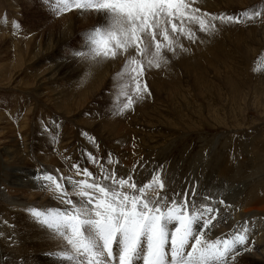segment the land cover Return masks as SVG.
Returning a JSON list of instances; mask_svg holds the SVG:
<instances>
[{
  "label": "rangeland",
  "instance_id": "rangeland-1",
  "mask_svg": "<svg viewBox=\"0 0 264 264\" xmlns=\"http://www.w3.org/2000/svg\"><path fill=\"white\" fill-rule=\"evenodd\" d=\"M203 2L197 0L195 6L211 14L264 12V0ZM255 19L222 25L211 37L192 25L197 41L181 40L189 51L175 58L168 54L166 68L149 70L150 95L119 116L113 115L119 91L115 77L123 57L92 69L82 56L73 55L84 50L82 34L102 24V15L75 8L62 11L58 0H0V264L7 263V254L30 252L45 258L44 253L59 247L48 243L32 250L5 244V236L16 241L20 234L29 235L32 225L38 226L25 209L64 207L45 190L40 197L19 190L14 179L28 174L35 181L43 172L68 176L76 161L99 175L82 156L97 154L83 133L96 139L101 163L113 154L117 163L106 166L115 168L118 176L131 173L144 183L162 165L169 194L195 187L213 197L218 215L225 214L227 220L212 229L209 239L226 236L238 221L244 222L241 217L236 221L226 207L232 206L229 198L243 196L248 181L264 179V16ZM5 149L16 150L18 159L14 154L6 158ZM218 157L222 166L214 164ZM218 170L225 177L217 175ZM41 195L51 205H39ZM250 199V206L240 210H247L243 217L248 220L263 211L259 201L264 200V189ZM253 204L262 211H253ZM251 241L246 245L251 256L239 255L236 264H264Z\"/></svg>",
  "mask_w": 264,
  "mask_h": 264
},
{
  "label": "snow or ice",
  "instance_id": "snow-or-ice-1",
  "mask_svg": "<svg viewBox=\"0 0 264 264\" xmlns=\"http://www.w3.org/2000/svg\"><path fill=\"white\" fill-rule=\"evenodd\" d=\"M61 10L94 11L104 22L83 33L84 50L73 52L86 60L103 63L123 57L115 79L119 91L113 115L124 116L150 95L146 74L166 68L169 55L189 51L182 38L195 43L200 33L211 37L228 24L256 22L262 11L240 15L211 14L196 7L197 0H58ZM243 17V19H241ZM97 154L82 153L99 170L94 175L79 161L71 175L47 172L33 177L64 207H29L31 219L59 247L44 253L54 264H236L250 236L253 221L237 222L226 236L209 239L212 229L225 223L218 215L217 201L197 188L169 194L163 166L141 183L130 173L118 176L117 161L108 153L105 163L94 137L83 133ZM70 159V158H69ZM59 171V170H57ZM135 171V168L133 169ZM74 177H81L76 179ZM200 200L210 201L201 203ZM223 206L225 202L220 200ZM21 264H36L34 258Z\"/></svg>",
  "mask_w": 264,
  "mask_h": 264
},
{
  "label": "bare ground",
  "instance_id": "bare-ground-1",
  "mask_svg": "<svg viewBox=\"0 0 264 264\" xmlns=\"http://www.w3.org/2000/svg\"><path fill=\"white\" fill-rule=\"evenodd\" d=\"M204 0H198V2H199V4H201L202 2H203ZM218 1V0H217ZM203 4H204V2H203ZM62 34V33H61ZM65 37V36H64ZM66 37H67V35H66ZM69 38V37H68ZM58 40H60V39H58ZM182 40H183V38H182ZM61 41V40H60ZM58 42V41H57ZM88 61V60H87ZM95 66V65H94ZM92 69H93V65H92ZM92 69H90V70H92ZM95 70V69H94ZM104 113V112H103ZM102 113V114H103ZM105 116H106V114L104 113V115H102V121L101 122H105V121H107L108 119H105ZM89 124V123H88ZM91 124V123H90ZM89 124V125H90ZM100 124V123H99ZM101 125V127H103V124H100ZM229 145H231V144H229ZM37 147V146H36ZM38 148V147H37ZM41 149V148H40ZM46 149H45V147H44V151H45ZM5 151V153H4V155H7L6 156V158H8L9 160L10 159H12L13 157L12 156H14V157H16L17 159H18V157H19V155H18V152L15 150H7V149H5L4 150ZM41 151H42V149H41ZM17 153V154H16ZM51 153V152H50ZM14 154V155H13ZM33 154H36V153H33ZM17 155V156H16ZM216 155V154H215ZM21 156V155H20ZM37 156V155H36ZM214 156V155H213ZM22 157V156H21ZM35 157V156H34ZM53 158V157H52ZM42 159H43V157H41L40 158V161H42ZM215 159V158H214ZM213 158H212V160L211 161H213L214 160ZM218 160V161H217ZM217 160L215 159V161H214V164H215V162L218 164V165H220V166H222L223 165V163H222V161L219 159V157L217 158ZM7 161V160H6ZM20 161V160H19ZM43 161L45 162L46 160L45 159H43ZM51 161V163H53V165H54V159H51L50 160ZM56 163H57V161H56ZM212 164H213V162H212ZM217 164H216V166H217ZM52 165V166H53ZM56 165V164H55ZM54 165V166H55ZM28 166V165H27ZM261 166V165H260ZM212 167H214V166H212ZM126 168V167H125ZM216 168V171H217V167H215ZM260 168V167H259ZM127 169V168H126ZM130 169H132V168H130ZM219 172H218V174L217 175H220L221 177H223L224 176V174H222V170H218ZM233 173V172H232ZM207 175V174H206ZM31 175H28V174H25V176H21V179L20 180H17V179H14V180H16L15 181V183H14V186L15 187H18V189L19 190H21V191H28V192H31L32 191V194L31 195H38V194H42V192H44V190H42V188H41V186L38 184V183H40V182H38L37 183V181L35 180V181H33L32 180V178L30 177ZM208 177L207 178H209V172H208V175H207ZM219 176V177H220ZM239 176V175H238ZM15 177V176H14ZM225 177V176H224ZM206 178V179H207ZM254 181L253 182H251V180L250 181H248L247 183L248 184H246L245 185V187H247V190L245 191V192H241V194L243 195L241 198H238V197H236V198H234V200H232L233 198H231V200H230V198L228 199L232 204H230V206L231 207H226V208H229L228 210H230L231 211V213L234 215L233 217H234V219H236V221H237V219L239 218L240 219V217L243 219L244 218V222L245 221H249L248 219H245V217H243L244 215H243V213L244 212H246V211H240L241 210V208H243V207H249L250 206V204L247 202L248 201V198H249V200H251L250 198H252V197H254V195L256 196V193H257V191H259V190H261V191H263V189H264V179H262V177L260 178V179H258V178H254L253 179ZM209 181V180H208ZM206 183V182H205ZM22 186H27V188L26 187H22ZM244 187V186H243ZM237 191V190H236ZM239 191V190H238ZM237 191V192H238ZM206 192V191H205ZM255 192V193H254ZM44 194V193H43ZM30 195V197H32ZM46 195V194H45ZM44 195V196H45ZM42 196L43 195H41V200H44V196H43V198H42ZM29 197V196H28ZM38 197H40L39 195H38ZM232 197V196H231ZM31 199H33V198H31ZM37 199V198H36ZM51 199H52V196H51ZM255 199H256V197H255ZM35 200V199H34ZM33 200V201H34ZM49 200L50 199H45L44 201H42V202H40L39 203V205H45L46 204V206H48V205H51V202H49ZM227 200V201H228ZM29 201V200H28ZM32 201V202H33ZM264 201V200H263ZM263 201H259V202H262V204H264V202ZM30 202V201H29ZM240 202L242 203L241 205H240ZM34 204V203H33ZM37 204V203H36ZM255 204V203H254ZM251 205V207L250 208H254L253 209V211H256V212H259V211H262V209H263V207L264 206H261L262 207V209L260 210L259 208H255L256 206V204L255 205ZM261 204V205H262ZM34 206V205H33ZM61 206V205H60ZM63 206V205H62ZM60 208H62V207H60ZM218 209V208H217ZM256 209V210H255ZM250 211H251V209H250ZM263 211H264V209H263ZM260 212V213H257V215H259V216H257L256 215V217H254V218H251V220L250 221H253L254 223H253V227H254V229H255V231H254V234L252 235V236H250V239H252V241L254 242V247H253V249L255 248L256 249V251H254L255 252V254H259L260 255V259H264V212ZM220 212H221V214H222V211L220 210ZM219 214V213H218ZM220 214V215H221ZM226 215L224 214H222L221 215V217H225ZM261 216V217H260ZM250 219V218H249ZM235 221V222H236ZM234 222V221H233ZM243 223V222H242ZM226 224V223H225ZM231 224V223H230ZM223 225V224H222ZM228 226V225H227ZM223 227V226H222ZM217 228V227H216ZM220 228V227H219ZM218 229V228H217ZM30 230H31V233L29 234V235H27V236H23L22 234H20V235H18L16 238V241H9V239L7 238L8 236H5L6 238H4V242H5V244H9V245H11V246H13V245H15L16 246V248H18V249H20L19 247H21V246H24L25 248H30V249H34L35 247H37V246H40V245H46V244H52V245H54V247H57V246H59L58 244L60 243L59 241H58V243L57 242H55L53 239H51L50 240V237L46 234V232L45 231H43L42 229H41V227H39V226H36V225H32L31 227H30ZM220 231V230H219ZM212 232H215V231H212ZM18 233V232H17ZM19 234V233H18ZM217 234V233H216ZM223 234V233H222ZM218 235H220V234H218ZM214 236V235H213ZM217 236V235H216ZM1 238V240L3 239V236H0ZM10 237V236H9ZM215 238H217V237H215ZM213 239V238H212ZM251 241V242H252ZM13 242V243H12ZM252 245V244H251ZM53 247V248H54ZM16 248H14L15 250H16ZM38 248V247H37ZM57 249V248H56ZM26 252H27V250H26ZM253 252V253H254ZM257 252V253H256ZM20 253V252H19ZM247 253H248V251L246 252L245 251V253L243 252L242 253V255L244 256V257H250L251 255H249V256H247ZM252 253V254H253ZM249 254V253H248ZM3 255V254H2ZM9 257H8V261H7V263L4 261V264H21V262H19V260H18V258L19 257H21V261H22V259H24V260H28L29 258H34V261L36 262V264H54V260L53 259H51V258H49V257H46L45 256V258H42V257H44V256H42V257H40V256H38L37 254H31L30 252H27V253H24V254H22V253H20V254H13V253H11V254H7ZM254 255V254H253ZM20 259V258H19ZM248 260V259H247ZM257 260V259H256ZM252 261H254V259H252ZM251 264V263H250Z\"/></svg>",
  "mask_w": 264,
  "mask_h": 264
},
{
  "label": "clouds",
  "instance_id": "clouds-1",
  "mask_svg": "<svg viewBox=\"0 0 264 264\" xmlns=\"http://www.w3.org/2000/svg\"><path fill=\"white\" fill-rule=\"evenodd\" d=\"M88 63H89L90 65H98V64H99V63H97V62H95V61H91V60H88ZM85 74H87V72H86Z\"/></svg>",
  "mask_w": 264,
  "mask_h": 264
}]
</instances>
